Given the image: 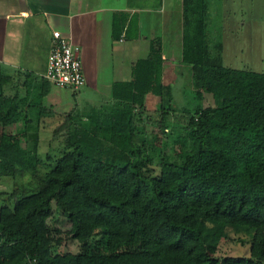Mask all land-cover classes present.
<instances>
[{
  "label": "trees",
  "instance_id": "trees-1",
  "mask_svg": "<svg viewBox=\"0 0 264 264\" xmlns=\"http://www.w3.org/2000/svg\"><path fill=\"white\" fill-rule=\"evenodd\" d=\"M206 10L205 0H180L179 62L195 97L210 96L207 106L176 112L151 39L105 101L59 112L55 157L37 153L55 110L42 93L5 96L0 76V178L31 181L0 191V264H264V73L222 64ZM122 26L113 18L112 37ZM146 95L158 100L155 118L145 114ZM143 121L156 130L154 143L138 141ZM51 202L69 221L75 253L51 251L59 241L46 226ZM228 232L246 237L247 256L210 255L205 240L216 245Z\"/></svg>",
  "mask_w": 264,
  "mask_h": 264
},
{
  "label": "crops",
  "instance_id": "crops-1",
  "mask_svg": "<svg viewBox=\"0 0 264 264\" xmlns=\"http://www.w3.org/2000/svg\"><path fill=\"white\" fill-rule=\"evenodd\" d=\"M155 2L156 7L157 4L161 6L147 7L150 0H0V76L4 78L1 82V92L5 96L28 95L29 99L31 96L35 97L42 93L40 101L43 106L50 105L54 109L53 105L65 106L70 103L66 111L70 110L74 104L71 105L65 96H57L54 90L67 88H56L50 84L54 87L53 91L50 92L49 86L44 93L45 84L42 83L44 79L42 75L52 41L51 31L59 30L71 43L79 47L80 64L82 61L90 68H94L95 65L98 70L101 59L107 61L110 53L116 47L118 48L115 50H119L120 45L127 40L126 31L131 23L134 28L130 32L131 50L136 52L140 44H143L142 56L139 58H145L148 55L150 40L153 38L151 32L160 33L154 38L159 40L163 59L161 82L171 87L168 78L174 75L173 65L166 63L164 53L167 52L170 44V33L167 32H174L171 26L176 20L178 0H156ZM141 11H155L158 15L154 18L140 13ZM135 13L138 15L135 16ZM178 17L177 22L179 20L180 23V3ZM113 18L117 23L123 22L117 38L112 37ZM144 32H150V35H143ZM25 45H28V50L24 49ZM121 50L124 48L122 47ZM38 52L39 56L31 59L32 55L29 56V54ZM41 56H44L43 71L38 69ZM134 60L130 61L129 66L123 63L117 66L116 75L120 78L111 79L110 83L109 81L101 83L105 88H109L108 94L113 81L129 79L130 66ZM175 62L180 65L179 59ZM81 70L85 81L90 80L82 66ZM93 78L95 80L96 76ZM49 94L51 95L46 100ZM39 111L45 124L47 117L45 113H42L41 107Z\"/></svg>",
  "mask_w": 264,
  "mask_h": 264
},
{
  "label": "rangeland",
  "instance_id": "rangeland-1",
  "mask_svg": "<svg viewBox=\"0 0 264 264\" xmlns=\"http://www.w3.org/2000/svg\"><path fill=\"white\" fill-rule=\"evenodd\" d=\"M156 0H150L147 7L159 8L161 5L157 4ZM158 3V2H157ZM179 3L178 0V10L176 11V20L174 18V23H172L171 28L174 32L170 33V44L167 52L164 53L167 59L166 63L173 65V76L170 75L168 78L171 84V95H172V106L176 112L181 110H186L189 113L196 107H204L209 104L210 98L208 94H204L203 99H198L193 93V87L190 81V70L187 65L178 63L177 61L180 57V33L181 26L179 20ZM207 4V10L205 15V31L207 32L208 39L210 43L213 41L221 42V61L226 67L242 70H251L255 72L264 73V0H205ZM146 15L157 17L155 11L144 12ZM138 15L135 13V16ZM155 21V20H154ZM172 21V22H173ZM131 27V28H130ZM129 29L126 31V41L120 45L119 50H115L110 53L107 61L101 59L98 70L95 65L94 68H90L88 64H83L81 61V66L86 73L89 75L90 80L85 81V84L81 86L78 90L68 91L67 89H54L57 96L66 97L71 105L76 108L77 111H81L87 108L88 105H97L102 101H105L109 97V88H105L101 83L105 81H111V79L120 78L116 75L117 66L121 63L129 66L130 61L142 56L141 52L143 50V44L135 51L131 50V40L130 32H132L133 25L131 23ZM176 31V32H175ZM153 38L159 32H151ZM143 35L149 36L150 32H144ZM28 45L24 46L25 50H28ZM122 47L124 50H121ZM32 55V56H31ZM41 55V54H40ZM31 59L33 57L37 58L38 53L29 54ZM177 58V60H176ZM44 56L40 57L38 64V69L40 71L44 70L43 63ZM81 60V59H80ZM98 71V72H97ZM97 72V75L95 73ZM93 74V75H92ZM93 76L95 78H93ZM51 85L49 87L50 92L53 91ZM46 96V100L48 96ZM70 103L65 106L53 105L57 114L55 117L48 118V125L44 130H41L38 135L37 153L41 159H44L46 154L55 157L59 154L58 149L61 146L62 137L59 132L53 134L51 129L55 124L61 121V116L59 112H66ZM145 114L152 117H156V109L158 108V100L155 96L146 95L145 97ZM59 111V112H58ZM144 116V115H143ZM145 119V116L143 117ZM140 127L146 130V136H139L138 141H145V143H154L156 130L151 127L150 123L143 121L138 123ZM152 129H154L152 131ZM169 130V129H168ZM22 143H19L17 149V159L18 162L22 164ZM43 170V169H42ZM31 183L28 174H24L21 177H16L15 179L9 177L0 178V191L8 192L13 187L18 185H28ZM68 202L72 204L77 203V198L75 194L69 190L66 195ZM46 226L50 232V235L58 239V243L53 244L51 251L52 253L62 254V253H75L78 251L77 242L66 233L70 224L69 221L64 217L61 211L55 207L54 203L51 202V211L49 217L46 219ZM208 252L215 258H221L224 256L241 257L248 255V241L243 235H236L232 232H228L227 238H221L216 245H212L208 239L205 240Z\"/></svg>",
  "mask_w": 264,
  "mask_h": 264
},
{
  "label": "built area",
  "instance_id": "built-area-1",
  "mask_svg": "<svg viewBox=\"0 0 264 264\" xmlns=\"http://www.w3.org/2000/svg\"><path fill=\"white\" fill-rule=\"evenodd\" d=\"M51 45L42 75L56 88L76 90L85 84L79 60V47L59 30L51 31Z\"/></svg>",
  "mask_w": 264,
  "mask_h": 264
}]
</instances>
